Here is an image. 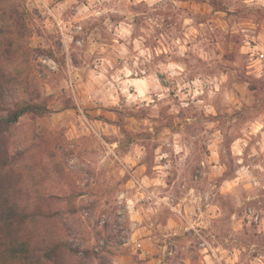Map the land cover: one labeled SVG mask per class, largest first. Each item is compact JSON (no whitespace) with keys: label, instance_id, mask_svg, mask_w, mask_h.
<instances>
[{"label":"clouds","instance_id":"obj_1","mask_svg":"<svg viewBox=\"0 0 264 264\" xmlns=\"http://www.w3.org/2000/svg\"><path fill=\"white\" fill-rule=\"evenodd\" d=\"M0 176L45 264H264V0H11Z\"/></svg>","mask_w":264,"mask_h":264},{"label":"trees","instance_id":"obj_2","mask_svg":"<svg viewBox=\"0 0 264 264\" xmlns=\"http://www.w3.org/2000/svg\"><path fill=\"white\" fill-rule=\"evenodd\" d=\"M23 16L12 4L0 3V22H11L22 27ZM9 175L0 176V264H45L53 258V251L47 249L42 242L38 243L25 231L26 217L20 212L18 204L13 200L9 189L13 184ZM23 227V229H22ZM23 230L18 234L17 230Z\"/></svg>","mask_w":264,"mask_h":264},{"label":"rangeland","instance_id":"obj_3","mask_svg":"<svg viewBox=\"0 0 264 264\" xmlns=\"http://www.w3.org/2000/svg\"><path fill=\"white\" fill-rule=\"evenodd\" d=\"M0 3H2V0H0ZM3 4L9 5V4H11V0H3ZM8 179L10 180V183H12L13 184V187H14V185H15L14 178L11 177V176H8ZM24 227H25V231L28 232L29 231V225H26ZM22 229H23V227H22ZM17 232H18V234H22L24 231L21 230V229H19V230H17ZM13 264H22V263L20 261H17V262H15Z\"/></svg>","mask_w":264,"mask_h":264}]
</instances>
